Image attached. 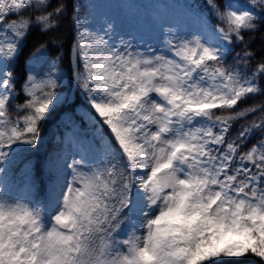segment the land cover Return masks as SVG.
<instances>
[{"label": "snow or ice", "instance_id": "obj_1", "mask_svg": "<svg viewBox=\"0 0 264 264\" xmlns=\"http://www.w3.org/2000/svg\"><path fill=\"white\" fill-rule=\"evenodd\" d=\"M95 8L0 0V264H264V103L239 107L264 96V53L245 40L264 29V0H206L196 30L160 25L159 49L117 39L112 19L93 27ZM34 30L48 38L21 78ZM61 107L91 138L22 159ZM18 162L41 198L9 187Z\"/></svg>", "mask_w": 264, "mask_h": 264}, {"label": "trees", "instance_id": "obj_2", "mask_svg": "<svg viewBox=\"0 0 264 264\" xmlns=\"http://www.w3.org/2000/svg\"><path fill=\"white\" fill-rule=\"evenodd\" d=\"M172 4L175 7L178 4L181 6L191 5L199 12H208L206 8V0H172ZM209 19H211L214 24L218 23V21H216L210 15ZM59 34L62 35L65 41L64 47L60 51V54L63 57L62 67L67 69L69 67L68 58L70 47L73 41L72 21L65 20L59 29ZM47 38L48 36L41 34L39 30H34L27 37L22 47V51L20 52L16 61V69L21 78H23V75L29 70L30 57H32L33 52L39 46V44L46 41ZM245 40L249 41L250 47L258 54L257 59H259V54L264 53V29L258 31L251 37L249 34H245ZM233 47L234 52L232 55H235V52H239L240 48L236 45H233ZM49 52L52 56L57 54V52L51 46H49ZM228 59L229 62H231L232 57L229 56ZM17 87H19V85H17ZM79 102L80 101H78V103ZM261 103H264V96H251L247 98L239 107L243 108L245 106L257 105ZM65 111L66 109L61 107L52 112L49 118L41 126V139L37 149L32 152L24 153L22 159H31L33 162L37 160H43L46 156L53 153L57 149L58 145L61 144V141L66 136H71L74 138H91V130L79 118V116H73L71 113L66 116ZM257 115H259V113H254L247 117V120H251ZM239 123H243V121ZM239 123L234 124L233 133H235L236 128L239 127ZM20 167L21 164L19 162L13 166L12 175L9 177V187L14 192L20 191L23 195H32L37 199L41 198V194H38L36 191L28 192L23 188L22 185L19 184L17 177L20 173ZM223 264H235V262L225 260ZM242 264H246V261H242Z\"/></svg>", "mask_w": 264, "mask_h": 264}, {"label": "rangeland", "instance_id": "obj_3", "mask_svg": "<svg viewBox=\"0 0 264 264\" xmlns=\"http://www.w3.org/2000/svg\"><path fill=\"white\" fill-rule=\"evenodd\" d=\"M96 5L92 26L99 28L105 19L117 25L116 38L131 33L126 38L134 45L146 42L152 48L162 47L164 39L160 25H178L181 31H194L199 27L196 11L192 6H173L172 0H81ZM241 3L244 0H240ZM91 19V18H90ZM212 22V21H211ZM114 42H116L114 40Z\"/></svg>", "mask_w": 264, "mask_h": 264}]
</instances>
